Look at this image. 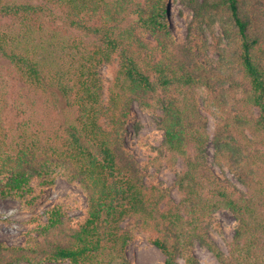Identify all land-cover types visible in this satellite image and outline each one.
<instances>
[{
    "label": "trees",
    "instance_id": "trees-1",
    "mask_svg": "<svg viewBox=\"0 0 264 264\" xmlns=\"http://www.w3.org/2000/svg\"><path fill=\"white\" fill-rule=\"evenodd\" d=\"M165 1L0 0V194L22 196L61 167L87 199L78 221L56 204L35 218L34 239L0 240V264H134L136 231L164 264H201L196 240L221 264H264V0H185L193 17L181 41ZM208 16L227 40L216 62L202 55ZM116 62L106 95L101 68ZM135 101L162 111L155 173L126 144ZM210 141L213 163L245 190L213 167ZM179 160L177 202L158 173ZM219 209L237 221L228 253L206 225Z\"/></svg>",
    "mask_w": 264,
    "mask_h": 264
},
{
    "label": "rangeland",
    "instance_id": "rangeland-1",
    "mask_svg": "<svg viewBox=\"0 0 264 264\" xmlns=\"http://www.w3.org/2000/svg\"><path fill=\"white\" fill-rule=\"evenodd\" d=\"M164 16L173 31L174 38L178 41L186 40L193 10L186 5L185 0H166ZM203 27L205 31L203 40L207 45L202 55L210 61L216 62L220 56L214 47L218 45V42L222 47L227 45L221 20L208 16ZM117 66L116 62L113 65H103L101 68L106 95ZM241 93V90L237 92V98L241 96ZM204 100L205 93L200 91V106L208 115V131L212 137L215 131V117L205 110ZM161 115V110L150 109L135 101L133 103V119L128 125L126 136V144L140 161L141 166L150 165L149 171L152 173L156 172V166L152 164V160L157 156V148L161 147L164 137L163 131L158 126ZM208 154L213 163L215 161V145L212 141L208 146ZM213 167L219 174L230 178L241 189H246L228 169L224 170L216 163H213ZM184 169L186 166L182 160H179L174 168L164 162L158 173L159 179L166 186L173 187L178 172ZM172 196L177 202L181 200L182 194L177 187H173ZM56 204H66L70 215L77 221L86 215L87 199L84 189L78 181L69 180L61 167H54L49 174L34 179L31 183V190L22 196L0 194V240L8 244H23L34 239L38 236L35 218H43L46 209ZM127 223L126 221L125 225ZM206 225L219 248L228 253L237 226L234 215L226 209H219L209 217ZM127 251L129 260L134 264H164L165 261L164 253L150 241L147 232L136 231ZM194 251L201 264H221L214 252L199 240L194 242ZM180 262H184L183 258H180ZM22 264L33 263L24 262ZM44 264H69V262Z\"/></svg>",
    "mask_w": 264,
    "mask_h": 264
}]
</instances>
